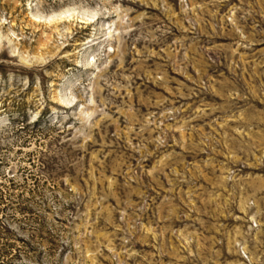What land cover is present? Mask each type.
Wrapping results in <instances>:
<instances>
[{
	"label": "rangeland",
	"instance_id": "1",
	"mask_svg": "<svg viewBox=\"0 0 264 264\" xmlns=\"http://www.w3.org/2000/svg\"><path fill=\"white\" fill-rule=\"evenodd\" d=\"M0 264H264V0H0Z\"/></svg>",
	"mask_w": 264,
	"mask_h": 264
},
{
	"label": "bare ground",
	"instance_id": "2",
	"mask_svg": "<svg viewBox=\"0 0 264 264\" xmlns=\"http://www.w3.org/2000/svg\"><path fill=\"white\" fill-rule=\"evenodd\" d=\"M65 18H66V19H69V18H70V15L66 16ZM71 18H72V17H71ZM82 20H85V19H82ZM85 21H87V20H85Z\"/></svg>",
	"mask_w": 264,
	"mask_h": 264
}]
</instances>
